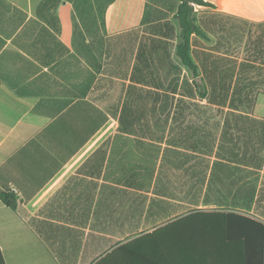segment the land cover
<instances>
[{
	"label": "crops",
	"instance_id": "1",
	"mask_svg": "<svg viewBox=\"0 0 264 264\" xmlns=\"http://www.w3.org/2000/svg\"><path fill=\"white\" fill-rule=\"evenodd\" d=\"M206 1L194 77L176 54L178 0H0V189H17L16 209L0 198V264H264V148L245 153L222 122L242 155L229 183L210 184L216 146L174 118L177 98H194L185 77L210 95L201 66L219 64L225 42L206 46V23L255 19L264 65V12ZM230 210L263 226L233 228Z\"/></svg>",
	"mask_w": 264,
	"mask_h": 264
},
{
	"label": "rangeland",
	"instance_id": "2",
	"mask_svg": "<svg viewBox=\"0 0 264 264\" xmlns=\"http://www.w3.org/2000/svg\"><path fill=\"white\" fill-rule=\"evenodd\" d=\"M264 0H237L235 5L230 10L236 14L243 15L246 12L255 14L256 12H264L261 8ZM249 22L239 19H233L232 24L223 27L222 23L209 22L206 23V29L210 32L211 37L208 39L206 46H213L215 40H224L223 46L217 48L215 56L220 63L201 66V70L210 84V95L202 97V80L198 79L199 94L195 98L178 97L177 107L183 108L185 113L175 112L174 118L179 120H193L201 129V134L206 142L210 145L214 138L220 136L226 131V128H221V123L228 118L233 111L231 101L235 99V104L238 105L240 112L251 111L254 115L264 117V65L255 63V55L257 52L259 33V25L255 19H249ZM215 38V39H214ZM257 41V42H256ZM212 44V45H210ZM220 52V53H217ZM226 54V58L224 56ZM209 68L210 71L205 69ZM215 85V88L212 85ZM201 88V89H200ZM183 98V99H182ZM247 98L251 99L250 103ZM136 99L143 100L141 97ZM225 99L226 105L219 104L218 101ZM177 131V129L173 130ZM181 131V130H178ZM230 131V130H228ZM210 134L212 137H210ZM208 136V137H207ZM206 145L201 146L200 168L206 171L207 158ZM204 148V150L202 149ZM211 159V158H210ZM234 166H238L234 164ZM238 170V167H235ZM185 172V171H184ZM239 171H236V174ZM189 173V175H187ZM237 177V176H236ZM193 176L191 171H186L184 183H189ZM235 180L238 182L239 178Z\"/></svg>",
	"mask_w": 264,
	"mask_h": 264
},
{
	"label": "trees",
	"instance_id": "3",
	"mask_svg": "<svg viewBox=\"0 0 264 264\" xmlns=\"http://www.w3.org/2000/svg\"><path fill=\"white\" fill-rule=\"evenodd\" d=\"M196 4L213 8L216 7L213 3L206 0H178V5L174 14V17L177 19L180 26V32L177 36L178 43L176 45V54L180 58L183 66L186 69L190 70L194 77H198L200 73L199 66L195 62L192 55V36L194 34H197L204 38L208 37L207 33L197 23L195 9ZM159 60H161L162 70H169V72L171 73V70L173 71L174 69L175 73H181L182 67L178 65L171 66L172 64L165 61L164 58H159ZM193 85L197 86L198 89L202 86H198L197 81H193L191 83L189 82L188 78H184V89L190 96L193 95V97L195 98L197 95L195 94V89ZM201 95L202 97H206L207 91L203 90L201 92ZM171 99L174 103L175 97H171L169 94L162 97V112H164L163 109L169 108V106L171 105ZM247 100L250 103L252 102V100L249 98H247ZM235 101L236 100L233 99L230 102L233 107V111L231 112L232 114L228 118H225L223 122L225 123L226 127L234 126L235 131L237 133H243L245 137L243 140L245 149L244 151L245 153H247L248 150H250L251 155L254 157L256 156L257 152L261 151V147L264 148V118L252 115L251 111L240 112L238 105L235 104ZM218 103H221L225 106L226 100L222 99L218 101ZM161 114L153 112L152 118L154 121H156V123L162 121ZM157 126L159 127L160 125ZM155 131L160 132V134L156 135ZM163 131L164 130L162 128H158L157 130H152V133L154 137L158 138L159 136L161 137ZM227 132H229L228 129H226V131L220 136L221 138L213 139L214 141L212 145L216 146V160L212 165V177L210 184L224 185L229 183L230 178L235 173V167L233 166L234 163H240V155L242 154H240L238 150L239 147L237 146L240 136H238V140H234L231 136L227 134ZM210 137H212V135H210ZM204 142L207 143L205 140ZM210 163L211 161L206 163V168ZM0 198L6 205L13 209H16L17 196L14 194V192H12L11 190L6 191L0 189ZM216 215H222L228 218L233 228L238 227L240 222L245 224L248 229H250V227L254 228L257 225L263 226L256 220L244 215L237 214L233 210L222 213L221 215L216 213Z\"/></svg>",
	"mask_w": 264,
	"mask_h": 264
},
{
	"label": "built area",
	"instance_id": "4",
	"mask_svg": "<svg viewBox=\"0 0 264 264\" xmlns=\"http://www.w3.org/2000/svg\"><path fill=\"white\" fill-rule=\"evenodd\" d=\"M11 191L14 192V193H16L17 192V189L15 187H12L11 188Z\"/></svg>",
	"mask_w": 264,
	"mask_h": 264
}]
</instances>
